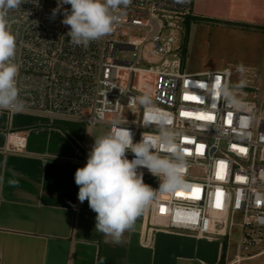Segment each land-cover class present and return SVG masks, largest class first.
<instances>
[{
  "label": "built area",
  "instance_id": "built-area-1",
  "mask_svg": "<svg viewBox=\"0 0 264 264\" xmlns=\"http://www.w3.org/2000/svg\"><path fill=\"white\" fill-rule=\"evenodd\" d=\"M193 4L194 0H131L115 30L87 48L71 44L67 36L70 26L62 20L64 10L71 11L70 4L55 15L58 0L22 4L7 17L17 38L15 63L25 103L21 112L79 118L89 123L91 133L96 123H105L110 130L119 120L131 130L135 143L142 133L158 134L155 124L146 123L145 109L137 102L140 95L150 94L155 114L167 121L185 154L184 179L189 185L175 193H157L148 208L151 227L226 236L233 216L240 213L239 262L264 233V101L233 103L226 97L229 68L203 73L167 69L170 64L164 58L177 57L182 48L175 31L178 21L192 14ZM158 60H164L165 68ZM172 65L183 68L180 59ZM126 108L133 119H123ZM182 112L192 115L183 117ZM200 114L214 119H198ZM93 145L89 141L85 148L84 166ZM199 145L203 148L198 150ZM25 146L23 135L12 134L9 151L20 152ZM127 157L134 155L129 151ZM138 171L153 176L147 168ZM159 183L157 178L156 189ZM193 188L200 189L198 199L190 198Z\"/></svg>",
  "mask_w": 264,
  "mask_h": 264
},
{
  "label": "crops",
  "instance_id": "crops-1",
  "mask_svg": "<svg viewBox=\"0 0 264 264\" xmlns=\"http://www.w3.org/2000/svg\"><path fill=\"white\" fill-rule=\"evenodd\" d=\"M215 1L230 7L209 18L250 26L264 18V0ZM195 3L191 15L207 20ZM14 133L26 138L20 152L8 150ZM89 141L85 120L0 110V264H238L227 262L223 236L151 227L148 208L119 244L97 232V214L75 183Z\"/></svg>",
  "mask_w": 264,
  "mask_h": 264
},
{
  "label": "clouds",
  "instance_id": "clouds-1",
  "mask_svg": "<svg viewBox=\"0 0 264 264\" xmlns=\"http://www.w3.org/2000/svg\"><path fill=\"white\" fill-rule=\"evenodd\" d=\"M28 2L38 6V0H0V110L25 109L18 84L20 69L15 63L17 38L7 17ZM130 3L131 0H58L53 15L70 4L71 11L64 10L62 20L70 26L67 36L71 44L87 48L115 30ZM224 94L235 103L227 88ZM137 102L145 109L146 123L155 124L158 134L142 133L140 141L134 143L131 130L115 120L106 134L95 137L86 165L75 172L79 201L87 200L97 214L96 231L116 244L122 242L124 233L133 230L137 219L156 202L158 192L175 193L189 187L184 179L187 162L176 134L165 119L155 114L150 94L140 95ZM129 151L134 155L131 160L127 157ZM141 168H147L159 179L158 189L144 182V173L138 171ZM15 183L9 180V184Z\"/></svg>",
  "mask_w": 264,
  "mask_h": 264
},
{
  "label": "rangeland",
  "instance_id": "rangeland-1",
  "mask_svg": "<svg viewBox=\"0 0 264 264\" xmlns=\"http://www.w3.org/2000/svg\"><path fill=\"white\" fill-rule=\"evenodd\" d=\"M228 7H230L229 4L218 3L215 0H196L194 12H205L207 20H194L193 18L187 43L185 20L178 21L175 31L182 48L177 51V57L171 54L164 58L170 64L167 69L195 73L229 68L232 71L229 91L234 100L262 103L264 101V18L261 15L254 17L255 22L260 23L250 26L248 24L233 25L207 17L219 15L221 12L223 14ZM176 59L182 60L183 68L172 65ZM164 60L157 62L160 68H165ZM133 118L131 109L126 108L123 119ZM109 127L105 123H96L92 128V142L94 143L95 137L106 134ZM143 179L146 184L156 189V177L148 176ZM241 220L242 214L236 213L233 216L234 224L229 234L223 236L225 250H227V262L235 260L239 252L242 232L239 223ZM258 236L261 237L258 245L249 252L243 253L247 254L246 259L238 264H264V233H259ZM255 254L257 256L253 257Z\"/></svg>",
  "mask_w": 264,
  "mask_h": 264
},
{
  "label": "snow or ice",
  "instance_id": "snow-or-ice-1",
  "mask_svg": "<svg viewBox=\"0 0 264 264\" xmlns=\"http://www.w3.org/2000/svg\"><path fill=\"white\" fill-rule=\"evenodd\" d=\"M217 79H219V78H217ZM185 99L186 100H188V99L196 100L197 97H195V96H185ZM181 115L183 117H190L192 114L191 113H188V112H182ZM230 115H231V113H229V116ZM197 118L198 119H201V120H205L206 119V120H209V121H211V120L214 119V117L211 116V115L204 116L203 114H200ZM186 142H190V141H187V138H186ZM202 148H203V145H199L198 146V150L199 149H202ZM184 151H185L186 154H191L187 148H185ZM241 151H245V150L244 149H241ZM221 167H224L223 162H221ZM199 192H200V189L199 188H193L190 198L198 199L199 198ZM177 195L178 196H183L184 193L183 192H177ZM162 211H163V208H162Z\"/></svg>",
  "mask_w": 264,
  "mask_h": 264
},
{
  "label": "trees",
  "instance_id": "trees-1",
  "mask_svg": "<svg viewBox=\"0 0 264 264\" xmlns=\"http://www.w3.org/2000/svg\"><path fill=\"white\" fill-rule=\"evenodd\" d=\"M193 18H194V20H199V19L193 17L192 15L187 16L186 19H185V23H186V43L188 41V35H189V30H190V23L193 20Z\"/></svg>",
  "mask_w": 264,
  "mask_h": 264
}]
</instances>
